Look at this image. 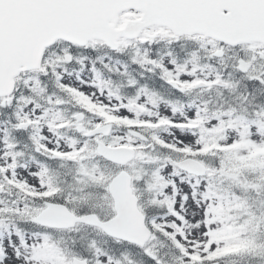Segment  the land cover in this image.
Returning a JSON list of instances; mask_svg holds the SVG:
<instances>
[{"label": "snow or ice", "instance_id": "snow-or-ice-1", "mask_svg": "<svg viewBox=\"0 0 264 264\" xmlns=\"http://www.w3.org/2000/svg\"><path fill=\"white\" fill-rule=\"evenodd\" d=\"M0 264H264V0H0Z\"/></svg>", "mask_w": 264, "mask_h": 264}]
</instances>
